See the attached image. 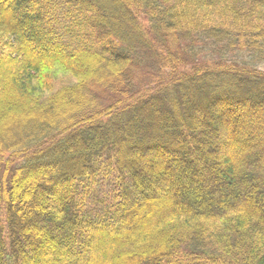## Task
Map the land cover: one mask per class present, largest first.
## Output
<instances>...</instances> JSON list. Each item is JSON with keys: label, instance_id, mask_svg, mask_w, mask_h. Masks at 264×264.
Instances as JSON below:
<instances>
[{"label": "trees", "instance_id": "1", "mask_svg": "<svg viewBox=\"0 0 264 264\" xmlns=\"http://www.w3.org/2000/svg\"><path fill=\"white\" fill-rule=\"evenodd\" d=\"M262 61L264 0H0V264H264Z\"/></svg>", "mask_w": 264, "mask_h": 264}, {"label": "rangeland", "instance_id": "2", "mask_svg": "<svg viewBox=\"0 0 264 264\" xmlns=\"http://www.w3.org/2000/svg\"><path fill=\"white\" fill-rule=\"evenodd\" d=\"M233 58V57H232ZM259 68H261L262 70H264V61L260 62L258 64Z\"/></svg>", "mask_w": 264, "mask_h": 264}]
</instances>
